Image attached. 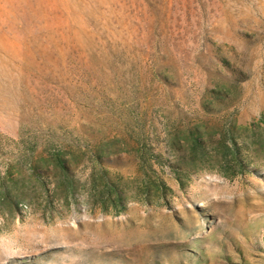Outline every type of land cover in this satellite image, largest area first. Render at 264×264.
I'll return each mask as SVG.
<instances>
[{
  "label": "rangeland",
  "instance_id": "obj_1",
  "mask_svg": "<svg viewBox=\"0 0 264 264\" xmlns=\"http://www.w3.org/2000/svg\"><path fill=\"white\" fill-rule=\"evenodd\" d=\"M0 264H264V0H0Z\"/></svg>",
  "mask_w": 264,
  "mask_h": 264
}]
</instances>
